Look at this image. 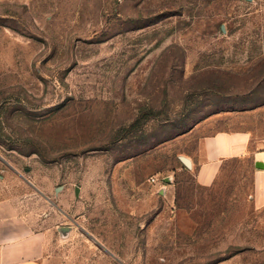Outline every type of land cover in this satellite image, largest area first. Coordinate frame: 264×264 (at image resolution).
Segmentation results:
<instances>
[{
    "label": "rangeland",
    "instance_id": "374dc122",
    "mask_svg": "<svg viewBox=\"0 0 264 264\" xmlns=\"http://www.w3.org/2000/svg\"><path fill=\"white\" fill-rule=\"evenodd\" d=\"M262 101L264 0H0V201L47 264H264L253 155L211 186L180 160Z\"/></svg>",
    "mask_w": 264,
    "mask_h": 264
},
{
    "label": "crops",
    "instance_id": "0c3cea01",
    "mask_svg": "<svg viewBox=\"0 0 264 264\" xmlns=\"http://www.w3.org/2000/svg\"><path fill=\"white\" fill-rule=\"evenodd\" d=\"M262 113L264 101L242 109L224 110L211 114L183 135L182 138L195 140L194 148L185 154L191 165L184 167L195 173L200 185L211 186L228 160L252 154L257 162L264 163V151L251 152L252 145L258 144L251 122ZM263 181L261 171L258 186ZM156 188L164 191L166 184L159 183ZM46 233L33 231L13 205L0 201V264H47ZM62 233L68 234L69 230Z\"/></svg>",
    "mask_w": 264,
    "mask_h": 264
},
{
    "label": "water",
    "instance_id": "95a60500",
    "mask_svg": "<svg viewBox=\"0 0 264 264\" xmlns=\"http://www.w3.org/2000/svg\"><path fill=\"white\" fill-rule=\"evenodd\" d=\"M245 1H249V2H251L252 0H245ZM180 160L183 162V164L186 166V167H190V161H189V159L188 158H186V157H180ZM257 167H259V168H262V169H264V163H262V162H257ZM27 182H29L28 180H27ZM30 183V182H29ZM75 194H76V196H79V188L77 187L76 188V190H75ZM62 230H69V228H63Z\"/></svg>",
    "mask_w": 264,
    "mask_h": 264
},
{
    "label": "trees",
    "instance_id": "16d2710c",
    "mask_svg": "<svg viewBox=\"0 0 264 264\" xmlns=\"http://www.w3.org/2000/svg\"><path fill=\"white\" fill-rule=\"evenodd\" d=\"M217 94L220 95L221 92L218 91ZM250 94H251V93H250ZM224 110H233V109H218V110H216V111L210 113L209 116H210L211 114L219 113V112L224 111ZM188 131H189L188 129H185V130L181 131L180 134H185V133L188 132ZM184 168H185V167H184ZM185 169H186V168H185Z\"/></svg>",
    "mask_w": 264,
    "mask_h": 264
},
{
    "label": "flooded vegetation",
    "instance_id": "af4514ba",
    "mask_svg": "<svg viewBox=\"0 0 264 264\" xmlns=\"http://www.w3.org/2000/svg\"><path fill=\"white\" fill-rule=\"evenodd\" d=\"M28 172H29V170H28ZM41 195H43L44 196V194L40 191V190H37ZM57 191V190H56ZM45 198H47L46 196H45Z\"/></svg>",
    "mask_w": 264,
    "mask_h": 264
}]
</instances>
